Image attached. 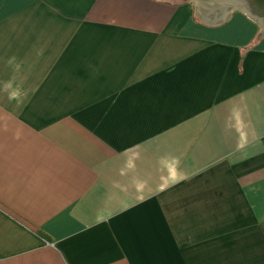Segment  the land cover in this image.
I'll return each mask as SVG.
<instances>
[{
	"label": "crops",
	"instance_id": "0c3cea01",
	"mask_svg": "<svg viewBox=\"0 0 264 264\" xmlns=\"http://www.w3.org/2000/svg\"><path fill=\"white\" fill-rule=\"evenodd\" d=\"M189 0H0V264H264V36Z\"/></svg>",
	"mask_w": 264,
	"mask_h": 264
},
{
	"label": "water",
	"instance_id": "95a60500",
	"mask_svg": "<svg viewBox=\"0 0 264 264\" xmlns=\"http://www.w3.org/2000/svg\"><path fill=\"white\" fill-rule=\"evenodd\" d=\"M197 20L208 27H218L234 12L243 14L258 27L257 38L264 36V0H189Z\"/></svg>",
	"mask_w": 264,
	"mask_h": 264
},
{
	"label": "trees",
	"instance_id": "16d2710c",
	"mask_svg": "<svg viewBox=\"0 0 264 264\" xmlns=\"http://www.w3.org/2000/svg\"><path fill=\"white\" fill-rule=\"evenodd\" d=\"M195 18L197 19V17L195 16Z\"/></svg>",
	"mask_w": 264,
	"mask_h": 264
}]
</instances>
